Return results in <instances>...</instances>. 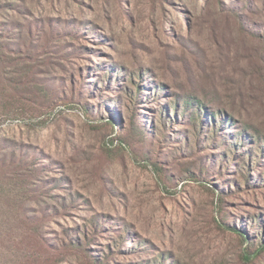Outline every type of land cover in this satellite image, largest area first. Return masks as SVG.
<instances>
[{
    "label": "rangeland",
    "instance_id": "374dc122",
    "mask_svg": "<svg viewBox=\"0 0 264 264\" xmlns=\"http://www.w3.org/2000/svg\"><path fill=\"white\" fill-rule=\"evenodd\" d=\"M251 29L264 0H0V264H264L258 142L164 120L155 85L264 131Z\"/></svg>",
    "mask_w": 264,
    "mask_h": 264
},
{
    "label": "trees",
    "instance_id": "16d2710c",
    "mask_svg": "<svg viewBox=\"0 0 264 264\" xmlns=\"http://www.w3.org/2000/svg\"><path fill=\"white\" fill-rule=\"evenodd\" d=\"M232 15L236 14L234 13L236 10H229ZM234 11V12H233ZM255 36H257L260 40L264 42V30L261 29H251L250 30ZM262 54L261 58L264 61V49H262ZM264 65V62H263ZM263 72L257 68L255 69L252 67V74L256 79H258L260 82H264V67H262ZM144 71L140 73L138 77V83L136 84V91L137 96L134 98L135 100L141 99V93L143 90L146 89L147 87V80H145L144 77ZM159 93L160 97L159 100L160 103H158V106L160 107L161 110V116H163L164 120H171V121H178L182 116H186L189 118L191 122L195 121V123H198L200 125V128H206L207 124L210 123V126L215 129H219V127H227L231 129L232 127L237 128V125H241L240 131L244 135V138H249L253 140L254 142H258V148L257 151L261 154L259 158L256 160V163H263L264 162V131L263 129L255 126L249 121L241 120L240 121L237 118H240L232 108H228L225 105H222L220 103H215L213 104V98L207 99L206 95L199 94L196 91H190V92H185V93H175L174 91H168L164 92L165 88L168 89V85L164 83L163 81H160L159 83H155ZM172 88V87H171ZM129 93L130 90H127ZM163 98H166V100H163ZM171 100H167L170 99ZM149 102V98L144 99V103ZM151 112H155L156 110L152 107L150 109L148 108ZM135 116L139 112L138 110H135ZM240 122V123H238ZM229 132H233L230 130ZM242 135V136H243ZM243 138V139H244ZM231 146V143H230ZM256 150V149H255ZM229 157V156H228ZM154 166L159 170V165L157 163H154ZM104 220L101 219V217L97 218V221H94L93 223V231L94 232H99L100 234L103 233L102 230L106 229V226L104 225ZM231 226L230 228L238 233L242 238L246 239L248 238V233L245 232L243 229L239 228L237 225H229ZM122 235H120V238H124L123 242L131 238L129 236V228L128 227H122L121 228ZM81 233V238L80 235H78L79 239L82 241L83 244L87 241L88 238V231L84 230ZM125 233V235H124ZM122 242V243H123ZM118 243V241H117ZM249 245H253V252H249L250 254H259L261 255L264 253V240L262 241H253V243H249ZM142 245V244H141ZM137 250V245H132V247L129 248L130 254H135ZM248 253V254H249ZM103 254V255H102ZM108 254V249L107 251H101V256H107ZM162 256L155 257L153 262H149V264H157V261L161 260ZM105 260V259H104ZM141 264V263H139Z\"/></svg>",
    "mask_w": 264,
    "mask_h": 264
}]
</instances>
